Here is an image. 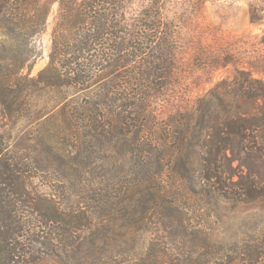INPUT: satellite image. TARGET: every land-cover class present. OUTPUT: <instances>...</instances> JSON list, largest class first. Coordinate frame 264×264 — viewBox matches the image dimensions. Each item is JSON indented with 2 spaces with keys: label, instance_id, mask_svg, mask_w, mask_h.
<instances>
[{
  "label": "trees",
  "instance_id": "trees-1",
  "mask_svg": "<svg viewBox=\"0 0 264 264\" xmlns=\"http://www.w3.org/2000/svg\"><path fill=\"white\" fill-rule=\"evenodd\" d=\"M55 1L60 10L49 62L32 75L38 55L33 39ZM128 3L0 0V32L8 37L0 39L1 105L10 115L19 114L29 94L45 86L106 95V114L92 115L82 126L99 130L110 142L136 132L138 149L159 159L156 175L169 169L175 178L168 185L161 175L146 174L130 188L107 181V203L111 198L123 209L125 195L130 196L124 205L130 222L144 221L149 210L177 208L170 194L182 191L200 190L237 203L264 201V80L240 69L202 96L194 110L159 119L154 98L174 81L179 23L166 12V0H149L133 15ZM61 111L67 113L65 105ZM74 125L70 120L62 124ZM33 176L0 142V264H59L58 257L63 264H83L94 242L120 235L117 228L93 229L87 210L64 207L34 190ZM243 250L262 253L256 243Z\"/></svg>",
  "mask_w": 264,
  "mask_h": 264
},
{
  "label": "rangeland",
  "instance_id": "rangeland-1",
  "mask_svg": "<svg viewBox=\"0 0 264 264\" xmlns=\"http://www.w3.org/2000/svg\"><path fill=\"white\" fill-rule=\"evenodd\" d=\"M148 1L129 0V15ZM59 10L55 1L33 39L38 55L32 75L49 62ZM166 12L179 23V47L174 81L154 98L159 119L194 110L202 96L240 69L264 80V0H166ZM0 39L8 37L0 32ZM29 95L19 114L10 115L0 103V142L32 170L34 190L64 207L87 210L94 217L93 229L102 232L107 226L120 232L94 242L83 264H264V201L237 203L200 190L182 191L170 194L177 208L149 210L144 221L130 222L124 209L130 196L125 195L123 209L114 207L111 198L107 203L106 182L130 188L149 174L171 185L170 170L156 175L159 159L138 149L136 132L110 142L99 130L82 126L92 115L106 114V95L73 86H45ZM67 120L75 124L70 129L62 126ZM248 243L261 245V255L243 252Z\"/></svg>",
  "mask_w": 264,
  "mask_h": 264
}]
</instances>
